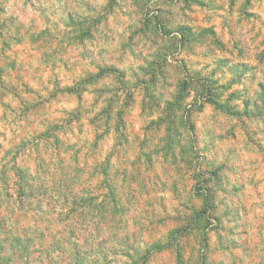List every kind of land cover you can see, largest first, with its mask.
Masks as SVG:
<instances>
[{"label":"clouds","instance_id":"clouds-1","mask_svg":"<svg viewBox=\"0 0 264 264\" xmlns=\"http://www.w3.org/2000/svg\"><path fill=\"white\" fill-rule=\"evenodd\" d=\"M0 264H264V0H0Z\"/></svg>","mask_w":264,"mask_h":264}]
</instances>
